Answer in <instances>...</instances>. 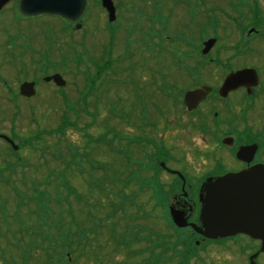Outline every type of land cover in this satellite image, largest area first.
<instances>
[{
    "label": "flooded vegetation",
    "instance_id": "flooded-vegetation-1",
    "mask_svg": "<svg viewBox=\"0 0 264 264\" xmlns=\"http://www.w3.org/2000/svg\"><path fill=\"white\" fill-rule=\"evenodd\" d=\"M168 1V7L154 6L153 3L148 17L140 11V0H111L114 20L109 22L106 10L99 4L100 0H65L69 8H74L73 23L49 14L19 15L17 0H10L0 9V14L14 13L25 25L21 26V39L10 37L0 40V56L5 49L9 52L7 62L0 58V89L9 97L7 106L14 108L15 112L21 110V100L26 104L24 108L27 111H36L38 108L30 102L40 97V90L44 86H49L53 94L61 98V89L45 78L65 76L59 65L62 62L60 53L66 45H69L68 50L73 56L71 68L75 69V75L97 77L104 71L110 76L134 72H139L140 76H151V82L147 81L150 92H155L160 100L167 102L168 113L156 103L158 97L150 94V98H145L143 92L134 95L138 110L136 123L130 129L135 136L129 135L130 139L127 140L133 148L132 152L129 150L128 157L135 162L144 160L136 165L140 167L144 163L145 177L158 175V188L168 193L165 203L168 216L171 209L188 224L187 228L179 230L194 243L209 246L213 243L197 235L189 226H201L198 216L203 185L224 175L264 168V0H231L230 7L218 9L199 8L204 0H197L198 3L195 0ZM13 2L15 5L8 11V5ZM80 5H83V12L78 14ZM173 8L177 10V15L190 12L193 18L197 12L200 14L203 21L198 28L192 29L196 35H190L189 30H184L182 26L173 33L169 25L174 19L171 13ZM176 27L180 28L179 24ZM102 31L106 32L105 44L96 46L95 36ZM222 31L229 36L222 37ZM173 34L182 36L177 41L172 39ZM209 40H214L212 50L223 42V45L230 46L233 58L237 60L243 57L245 60L234 61L232 66H223L217 59L206 60L207 55L201 53ZM88 44L101 49L98 58L91 57ZM256 46L262 47L260 56L259 50H255ZM51 54L55 58L53 61ZM208 62L215 66L217 76H208L207 79ZM81 66L86 70L81 71ZM114 67L116 70H113ZM220 67L224 70L218 71ZM241 70L247 71V79L224 96L221 95L225 78ZM10 76H14L13 85ZM157 76L161 77L157 79ZM143 79L140 78V82ZM24 82L32 84V97L20 94V86ZM202 87H208L211 91L192 111L189 110L183 104L184 95ZM122 107L118 115L124 125L127 123L124 113L126 106ZM40 131L37 128L29 138H34ZM54 131L59 135L54 145L58 151L60 128ZM125 137L126 134L119 133L118 138L124 147ZM174 141L178 143L176 149ZM102 142L101 148L108 155L105 147L108 142L106 139ZM246 148L243 158L237 157V152ZM32 156L34 158L29 163L23 157L25 166L29 170H37L41 166L36 164L41 160L40 153ZM123 157L120 155L119 159L122 165L125 163ZM9 163L8 159L2 161L1 174L5 169L10 172ZM58 165L61 166L60 161ZM109 170V163L102 161L96 171L105 174ZM144 190L151 192L152 189ZM156 204L154 200L153 205ZM0 236L2 246H7V238ZM0 250V264H12L11 250Z\"/></svg>",
    "mask_w": 264,
    "mask_h": 264
},
{
    "label": "rangeland",
    "instance_id": "rangeland-1",
    "mask_svg": "<svg viewBox=\"0 0 264 264\" xmlns=\"http://www.w3.org/2000/svg\"><path fill=\"white\" fill-rule=\"evenodd\" d=\"M230 1L231 0H204V3L201 1L199 8L204 7H210V9L213 8H228L230 7ZM199 1L195 0V3H198ZM154 6L155 4H159V6H170L168 0H140V11L143 16H148L151 14V6ZM215 3V4H213ZM15 5L13 2L12 4L8 5V11H11L10 9ZM217 6V7H216ZM202 12V11H200ZM171 13L174 14V19L171 22L170 27L172 28L173 33L181 29L180 26H182L187 31L189 30L190 35H196L193 32V28H198V25L203 21L200 18V14L197 12L193 16V18L190 15V12L188 14H178L176 9H171ZM177 17V18H176ZM212 17V16H211ZM53 24H55V21H52ZM179 24V27H176V25ZM24 22L17 17L14 13H2L0 14V40H5L8 38H18L21 39L20 32H23V29H21V26H24ZM222 37H228L229 34L221 32ZM105 31H102V33H99L98 36H95L97 38L95 40V45H103L105 44ZM182 36V35H181ZM178 34H173V40L178 41V37H181ZM220 42V41H219ZM218 42V43H219ZM223 43V42H222ZM222 43H220L217 47H214L211 52H209V55L205 58L206 60L209 58L221 62L223 66L230 64H234V61L238 63L240 60H245L243 57L240 59L233 58V52L230 50V46H225ZM64 44H67L64 42ZM68 46L66 45L65 50L62 49L60 53L61 58V65H59L62 68V72H64L65 76H61L66 84L62 88V94H64L63 98L61 96H58L56 94H53L52 90H50L49 86H44L43 90H40V97L36 98V100H32L30 102L31 105L38 108L36 111L30 112L27 111L28 109L24 108L26 107L24 103H22V100L20 101V105H23V109L21 107L20 111L15 112L13 110L14 108H9L7 105H9L6 101L9 99V97L6 95V92L4 90L2 91L0 89V95H5L4 97H0V135H5L7 137H12L13 135L16 136V138L23 140L26 138H29L33 135L34 130L40 129L43 132L47 133L51 130L56 129L58 126L62 124V118L66 115L67 120L69 123L73 122L76 126L74 129L68 128L66 130L65 140H62V147H64L68 142L74 146L78 147V150H86L89 154L87 156H90V160H92L94 163H109L111 168L116 166V163H121L117 157L113 155H107L105 149H102L103 142L100 146L93 143L94 141L101 140L103 137L106 139V142H110V138L112 137L113 133H124L126 136L130 137L135 136L133 133H130L131 126H134L136 123V114H137V104L135 101L136 94L139 95V92H143L142 95L145 96V98H150V83L149 78L151 76H140L139 72L122 74V76H110L106 72L102 71L99 76H83V75H75V69L71 68L72 64V53L70 50H68ZM94 46V45H93ZM91 47V45H87V50L89 51L91 57L98 58L99 52L101 49L97 47ZM262 47L256 46L255 50H259V56L261 54ZM78 51H80L78 49ZM183 53V52H182ZM80 55V53H78ZM3 57V59L7 62L9 60V52L7 49L3 51V54L0 56V58ZM53 59H55L53 54L51 56ZM128 63V62H127ZM241 63H244L242 61ZM246 63V61H245ZM240 64V63H239ZM129 65V63H128ZM66 66V67H65ZM91 69V66L88 65ZM221 66V67H223ZM218 71L224 70L221 68ZM8 68V67H5ZM81 71L86 70L83 66H81ZM113 70H116L115 67ZM93 72L94 70L91 69ZM206 73L205 76L208 79V76H217L215 72V66L212 65V63H206ZM144 75V74H143ZM161 76H157V79ZM170 77H176V76H170ZM10 82L13 85L14 84V76H10ZM140 78H144L142 82H140ZM149 81V82H147ZM158 81V80H156ZM57 86V85H56ZM153 89V88H152ZM156 91V89H153ZM158 91V89H157ZM4 92V93H3ZM158 93V92H157ZM151 95H154L158 97V95L155 94V92H152ZM4 99V100H3ZM60 99V101H59ZM156 102L158 106L163 108V110L168 113L167 108V102H163L160 100L161 98L158 97ZM164 99V98H163ZM174 102V101H173ZM161 103V104H160ZM166 103V104H165ZM124 107V113L126 114V120L127 123L122 125L120 115H113L112 113L116 112L118 113L122 106ZM120 106V107H119ZM73 108L70 109V108ZM69 108V109H68ZM77 110L76 112H74ZM135 113V114H134ZM166 118V115H165ZM167 120H170L167 117ZM129 123V124H128ZM109 126V127H108ZM162 127V125H159ZM124 127V128H123ZM133 128V127H132ZM113 131V133H112ZM112 133V134H111ZM130 135V136H129ZM59 136H52V137H46L45 141L48 144V147L50 146L53 149V146L55 143H57ZM91 139L93 142H91ZM61 141V140H60ZM19 142V141H18ZM90 142V143H89ZM17 144V142L15 143ZM19 144V143H18ZM64 145V146H63ZM176 148H178V143L174 141V145ZM113 147H118V144L115 142L113 144ZM131 152L133 151L132 147H129ZM54 150V149H53ZM6 145H4L2 142H0V165L2 164L3 160L8 159L9 162L13 163L14 161H17V157H25L26 161L29 163L33 160L32 154H35L33 151H27L26 148H23L21 150H18V152H15V155H10L7 152ZM37 153V152H36ZM48 162H51L52 160L49 159L47 156L45 157ZM20 163H23L25 165V161L22 162L20 160ZM41 160H39L40 162ZM39 162H36L38 164ZM17 163V162H16ZM15 164V163H13ZM17 165V164H15ZM13 167V170L11 172H7V169L3 171L2 178L7 180L11 179L13 182L12 184L15 185L19 190L24 189L23 186V180L25 179L26 185L30 186L29 184V178H31L36 184L35 189H39V191H47V192H53L56 191V184L53 178L50 177L49 172L52 170H56V164L54 162H51V165H47V167H42L37 171L34 170H27L24 165L21 164V166H18L17 168ZM85 166V169H87V166ZM63 167H57L56 170V176L59 177V183H63L65 180L62 178V172ZM100 174H96V176H99ZM50 178V179H49ZM69 184L73 186L72 188H76L77 192L80 194H87V187H86V178L87 176L84 175L83 178L77 177L76 175L70 176L69 175ZM50 184L47 186L44 182H49ZM29 193L30 190H29ZM15 193L12 192L11 186L10 188L6 189L5 191L0 188V205L4 203L3 200H7V203H4V205H7V215L8 217L4 219L2 216H0V235H3V239L6 237L8 240H13V237H16L20 239L22 236H20V232H18V229L20 228L19 223L15 222L14 219H11V217H14V212L16 210L17 203L20 202L21 197H17L14 195ZM95 197L98 196L97 194H94ZM68 200L72 203L73 209H77L75 203L72 201H75L72 196L68 198ZM100 200V199H99ZM142 202V204H147L144 208L145 212H154L153 203L149 202V195H143L138 198V203ZM90 203H94L92 199H90ZM33 208V205H30ZM2 206L0 208V215H1ZM129 210H137V208L132 207ZM65 213V212H64ZM100 213V212H99ZM97 212L94 214L96 218H101ZM158 217L155 219L153 218V221L148 222L149 227H151L155 233L157 234H168L171 233L169 229H166V225L163 220V216H161V213L157 211ZM12 217V218H13ZM64 219L68 222L69 218L68 216L64 217ZM9 222L10 224V231L11 233L7 232L5 230L4 221ZM97 220V219H94ZM109 220L106 225L99 229L97 234L91 235L88 234L91 239V242H89V247L85 251V253H82L81 255L72 254L70 256V263L71 264H138L141 263L142 260L149 257V254L147 252L143 254H138L137 258H131L127 256L126 251L123 248L117 249V246L115 242H113L110 239V231L109 228L111 227ZM152 220V219H150ZM84 226H92L94 222H83ZM36 224V223H34ZM33 224V225H34ZM119 226L116 228L115 231H117ZM17 232V234H14L13 232ZM52 231V230H51ZM53 232V231H52ZM180 235H185L183 232H180ZM1 237V236H0ZM152 239H155L154 236ZM172 242H175V239L171 240ZM0 245L2 246V242L0 241ZM204 246H199L198 249L195 251L196 255L192 257L190 260L188 259L185 253L183 252V249H181V245L177 244L176 247L171 246L170 250H167V254L165 255L167 258L171 254L173 255V258L171 259V262L173 264H177V262H181V259L183 262L188 264H248V255L253 253L254 250H256L258 243L252 242L246 238L241 237L239 241H227L223 245H216L211 244L208 246V244H203ZM0 249L6 250V248L3 246ZM145 247L149 246L148 244H142L137 247ZM100 249V250H98ZM134 249V247L132 248ZM9 255H12V260L15 263L21 262V259L18 258V256H22L21 254L18 255V253L10 248ZM32 256H37L36 259L29 261L28 264H43V263H36L39 262V259H41V255L38 252H34L35 249H30ZM92 251V253L90 252ZM174 250V251H172ZM94 251V252H93ZM154 253L159 252V249H154ZM1 252V250H0ZM95 255H94V254ZM75 256V257H72ZM181 258H180V257ZM34 257V256H33ZM257 262L259 264H264V253L261 254L257 258Z\"/></svg>",
    "mask_w": 264,
    "mask_h": 264
},
{
    "label": "trees",
    "instance_id": "trees-1",
    "mask_svg": "<svg viewBox=\"0 0 264 264\" xmlns=\"http://www.w3.org/2000/svg\"><path fill=\"white\" fill-rule=\"evenodd\" d=\"M68 126L63 124L61 127L62 135ZM40 136L36 135L34 138L28 139L25 144L20 143V147L33 145L32 142L39 140ZM14 139V138H13ZM112 148V147H111ZM110 148V149H111ZM68 153H70L68 148ZM79 151H75V155L79 154ZM120 152V150H118ZM122 155L121 153H119ZM79 159V162L73 165V161L64 160L66 163V171L62 178L65 180L63 183H59V177L56 174H50V177L54 179L56 184V191L47 192L39 191L35 189L36 184L32 181L30 186H27L23 181L24 189H18L15 185H11V190L17 197H21V200L16 205L14 212L15 222L19 223L20 239L14 237L13 247L15 250H19L22 257H25L26 264L37 258V256L31 254L30 249H35L34 252H38L42 257L39 262L43 264H71L70 256L72 254L81 255L85 253L89 247L91 235H96L99 229L103 228L109 220L111 222L110 239L115 242L117 249L123 248L128 257H136L138 254L147 252L149 257L142 260L138 264H173L171 254L168 258L165 256L167 250L169 251L171 246L176 247L180 244V240L176 235H162L157 234L149 227L148 221L145 218L149 217V213L144 211L142 202L138 203V198L143 195H152L157 198L158 211L165 209L163 206L167 197V193L161 192L158 188L157 175L151 179L145 180L139 175V172L143 169L142 165L137 167V170L129 171L125 176L118 169H113L110 177L104 176L95 178L89 176V180H86L87 194H80L76 188H72L69 184V180L66 179L67 175L82 177L77 171L81 168V164L88 163L92 168H95L89 161H86V152L83 151L82 155L75 156V159ZM130 164L132 161L126 159ZM67 173V175H66ZM124 176V180L121 177ZM50 179V178H49ZM8 182L5 180L1 182L2 189L4 190ZM45 185H49V182H44ZM60 188L62 189L60 191ZM144 188L152 189L151 192H147ZM29 190L31 193H29ZM98 196L95 197L94 194ZM72 196L75 201L77 209H73L72 203L68 198ZM111 197V198H110ZM90 199L94 203H90ZM100 199V200H99ZM30 205H33V208ZM132 207H136L137 210H129ZM65 212V213H64ZM99 213L101 218H96L94 214ZM8 213V212H7ZM6 211L3 212V217L6 219ZM68 216L69 221H66L64 217ZM97 219V220H94ZM94 222L92 226H84L83 222ZM5 227L10 231V223L6 220L3 222ZM36 223V224H34ZM34 224V225H33ZM119 226L118 230L116 228ZM150 228V229H149ZM53 232H52V231ZM13 232V231H12ZM17 234V232H13ZM88 234H91L90 236ZM156 239L151 240V237ZM175 238L176 242H172L170 238ZM181 239V238H180ZM146 242L149 246L138 247L137 245ZM186 248L184 249L185 255L188 259L195 255V248L192 242L186 241ZM134 247V249H132ZM159 249V252L154 253V249ZM100 250V249H98ZM174 251V250H172ZM92 253V251L90 250ZM94 252V251H93ZM94 254V253H93ZM96 254V253H95ZM94 254V255H95ZM75 257V256H72ZM180 257V256H179ZM181 258V257H180ZM190 260V259H189ZM177 264H188L183 262H177Z\"/></svg>",
    "mask_w": 264,
    "mask_h": 264
},
{
    "label": "water",
    "instance_id": "water-1",
    "mask_svg": "<svg viewBox=\"0 0 264 264\" xmlns=\"http://www.w3.org/2000/svg\"><path fill=\"white\" fill-rule=\"evenodd\" d=\"M10 0H0V9ZM18 0V12L26 17L49 14L60 16L68 22L75 21L72 18L74 8L64 3L65 0ZM102 7L109 15V22L114 20L113 5L110 0H101ZM83 12V5H80L78 14ZM213 40L204 45L203 54H207L212 47ZM247 71L231 74L224 80L221 95L235 88L243 79H247ZM53 80L58 86L63 87L65 82L61 76L56 75L47 78ZM31 85L22 84L21 95L29 97ZM210 89L202 87L199 90L187 93L184 97V105L192 109L205 98ZM6 139V138H5ZM10 143V141H9ZM13 146V143H11ZM16 149L15 146H13ZM244 150L237 152V157L243 158ZM204 191L200 195L201 209L199 221L200 228L195 225L191 227L206 239L218 240L244 235L251 240L260 243L259 252H264V168L252 169L238 174H228L215 179L213 182L203 185ZM170 216L177 228L187 227V222L177 213L170 209ZM257 253L250 256V264Z\"/></svg>",
    "mask_w": 264,
    "mask_h": 264
}]
</instances>
